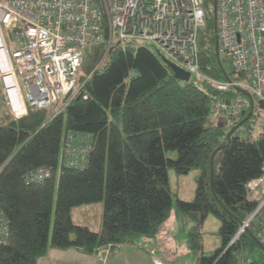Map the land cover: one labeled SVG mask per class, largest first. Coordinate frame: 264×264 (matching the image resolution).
<instances>
[{"label": "trees", "instance_id": "obj_1", "mask_svg": "<svg viewBox=\"0 0 264 264\" xmlns=\"http://www.w3.org/2000/svg\"><path fill=\"white\" fill-rule=\"evenodd\" d=\"M206 27L214 30L209 12ZM98 44L97 51H104ZM199 61L207 74L229 77L216 52L200 48ZM88 73L57 112L28 107L13 118L0 95V210L9 229L0 244V264H36L49 247L92 254L155 235L173 212L168 166L176 173L200 171L194 196L177 199L176 210L196 207L202 217L212 212L220 221L221 245L201 264H237L240 247L252 250L258 244L248 230L226 248L254 205L246 183L264 163V116L256 114L255 137L250 122L264 102L253 100L231 127L216 126L205 93L213 89L176 79L157 50L133 40L123 46L113 42L99 63L80 72L78 83ZM67 130L93 135L81 168L59 162ZM166 150H176V158ZM38 166L48 167L50 176L28 181L26 174ZM97 201L103 202L100 231L72 221V206ZM250 264H264V253Z\"/></svg>", "mask_w": 264, "mask_h": 264}, {"label": "built area", "instance_id": "obj_2", "mask_svg": "<svg viewBox=\"0 0 264 264\" xmlns=\"http://www.w3.org/2000/svg\"><path fill=\"white\" fill-rule=\"evenodd\" d=\"M204 5L205 0H0V95L5 108L13 118L25 115L28 107L62 104L61 109L91 73L78 83L86 49L100 43L105 53L113 42L123 46L127 40L143 39L187 71L194 85L211 87L213 91H205L211 99V121L231 127L253 100L264 102V0H215V51L228 60L226 79L211 77L200 65L197 35L206 26ZM92 142L91 133L67 130L59 162L83 167ZM50 174L48 167L38 166L26 179L39 182ZM246 187L254 205L226 248L248 230L264 247V163ZM8 233L0 210V244ZM246 257L240 247L237 262Z\"/></svg>", "mask_w": 264, "mask_h": 264}, {"label": "crops", "instance_id": "obj_3", "mask_svg": "<svg viewBox=\"0 0 264 264\" xmlns=\"http://www.w3.org/2000/svg\"><path fill=\"white\" fill-rule=\"evenodd\" d=\"M172 208V214L162 223L155 235L139 237L134 243L109 247L107 252L104 246L100 251L105 257L104 262L98 252L85 254L74 248L49 247L46 254L37 259L36 264H201L203 256L211 255L219 241L217 242L215 237L214 242H204L206 216L202 217L198 208L183 207L176 210V204L173 203ZM176 220L183 221L187 230L174 226ZM182 231L184 234H181ZM155 259L158 260L157 263Z\"/></svg>", "mask_w": 264, "mask_h": 264}, {"label": "rangeland", "instance_id": "obj_4", "mask_svg": "<svg viewBox=\"0 0 264 264\" xmlns=\"http://www.w3.org/2000/svg\"><path fill=\"white\" fill-rule=\"evenodd\" d=\"M205 4L206 5H204V8L206 12H209L210 17L214 18L215 0H205ZM132 40L135 45L149 44L147 41L143 39H132ZM197 44L201 49L212 50L213 52H216L215 51L216 42L214 38V30L208 29L206 26L201 27L197 35ZM92 46H93V49L85 50L84 62L80 70V72L82 73H86L88 67H92L93 65H96L97 63H99V61L101 60L103 56L104 51L102 50L97 51V49L101 48V46L98 43L95 44V46L94 44ZM218 57L221 60L222 66L225 68L227 72H229L230 67H229L227 58L224 57L223 54H219ZM61 105H59V107H61ZM59 107H54L52 111L57 112L58 111L57 108ZM257 112L260 113V118L264 116V109L254 110V115L251 118V120L253 121L250 122V125H251L250 135L252 137H255L256 133L259 132L260 130V127L258 124L259 123L258 117L256 115ZM166 156L170 158H176L177 151L176 150H166ZM58 172H59V167L56 170V175L58 174ZM199 173L200 171L197 167L190 169L187 173H176L173 167L171 166L167 167V175H168L170 190L172 192L173 205L176 204L177 198H192L194 196L196 183H197V177ZM102 213H103V202L102 201L83 203V204L72 206L70 209V216L74 223L80 224V225H86L95 231L101 230ZM204 221H205L204 234H203L204 242L206 244L208 242H214L215 237L217 239V242L219 241L218 246L214 248L212 251V254H213L215 250L221 245V236L218 232L220 221L212 212L207 213L206 217L204 218ZM174 226L184 227V230H187V226L186 224H184L183 221L176 220ZM181 234H184V232L182 231ZM103 248L104 246L99 247L95 251V252H98L97 254L100 258L103 257L100 253V251ZM246 252H247V257L244 259L243 262H239L237 264H250L252 261L260 259L262 257V254L264 253V248L261 245L256 244L252 250L246 249Z\"/></svg>", "mask_w": 264, "mask_h": 264}, {"label": "water", "instance_id": "obj_5", "mask_svg": "<svg viewBox=\"0 0 264 264\" xmlns=\"http://www.w3.org/2000/svg\"><path fill=\"white\" fill-rule=\"evenodd\" d=\"M162 58L164 59L165 63L172 69L174 77L176 79H180V80H188L189 79V73L187 71H185L182 68L178 67L176 64H174L173 62H171L168 59L164 58L163 56H162ZM234 128L235 127H232V129L230 131H228L227 137H229L230 132Z\"/></svg>", "mask_w": 264, "mask_h": 264}, {"label": "bare ground", "instance_id": "obj_6", "mask_svg": "<svg viewBox=\"0 0 264 264\" xmlns=\"http://www.w3.org/2000/svg\"><path fill=\"white\" fill-rule=\"evenodd\" d=\"M253 238H254V236H253ZM255 239V238H254ZM260 245V244H259ZM263 247V246H262ZM264 248V247H263Z\"/></svg>", "mask_w": 264, "mask_h": 264}]
</instances>
